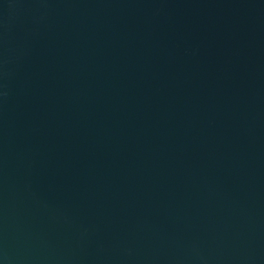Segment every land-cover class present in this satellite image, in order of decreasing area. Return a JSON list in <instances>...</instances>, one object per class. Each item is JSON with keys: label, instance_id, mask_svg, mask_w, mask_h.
Instances as JSON below:
<instances>
[{"label": "water", "instance_id": "obj_1", "mask_svg": "<svg viewBox=\"0 0 264 264\" xmlns=\"http://www.w3.org/2000/svg\"><path fill=\"white\" fill-rule=\"evenodd\" d=\"M0 264H264V0H0Z\"/></svg>", "mask_w": 264, "mask_h": 264}]
</instances>
